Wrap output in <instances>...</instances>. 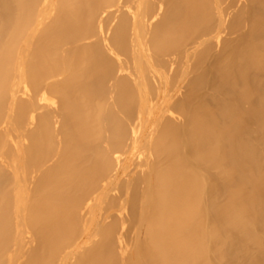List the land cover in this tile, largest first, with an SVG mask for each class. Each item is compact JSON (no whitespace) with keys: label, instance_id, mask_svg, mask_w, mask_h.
I'll return each instance as SVG.
<instances>
[{"label":"bare ground","instance_id":"obj_1","mask_svg":"<svg viewBox=\"0 0 264 264\" xmlns=\"http://www.w3.org/2000/svg\"><path fill=\"white\" fill-rule=\"evenodd\" d=\"M124 1L0 0V264H264V0Z\"/></svg>","mask_w":264,"mask_h":264},{"label":"rangeland","instance_id":"obj_2","mask_svg":"<svg viewBox=\"0 0 264 264\" xmlns=\"http://www.w3.org/2000/svg\"><path fill=\"white\" fill-rule=\"evenodd\" d=\"M124 2H127V0H125ZM129 5H130V4L127 5V3H126V8L129 7ZM94 6H95V5H94ZM126 8L124 7L123 9L125 10ZM125 11H126V12L128 11V12H127V14H128V13H129V8L126 9ZM125 11H124V12L122 11V12L125 14ZM120 14H121V16L119 15V18H118V19H117V18H111V23H109V22H110V20H109V21H108V25L111 26V28H113V30H112V35H113V33L115 32L114 30H116V31L118 32V30L121 29L117 34H116V33H115V34H116V37H117V39H118L119 42H121V41L124 40V39H125V41H122V42H121L122 45L117 44L118 47L123 46L122 49L118 48L117 51L120 52V53L123 54V55L127 54V56H128V54H129L128 47H129V49H130V46H128V45H130V44H128L129 41H127V40H129V39H126V37L129 36V31H128V28H127V27H125V26H123V25L120 24V18L122 17L121 19H124L125 16H126V14L124 15V17H123V15H122V13H120ZM113 24H114L115 26H112ZM120 25H121V26H120ZM116 26H117V28H115ZM124 28H126V29L124 30ZM124 31H125V33H124ZM93 32H95V31H93ZM120 32H121V33H120ZM122 32H123L124 34H122ZM119 33H120L121 35H120ZM120 38H121V39H120ZM128 38H129V37H128ZM123 44H124V45H123ZM124 49H125L126 52L124 51ZM127 52H128V53H127ZM103 58H106V57L104 56ZM108 59H109V61L111 60L110 58H106V61H107ZM102 60H103V59H102ZM104 60H105V59H104ZM109 61H107V63L105 62L104 64H103V61H101L103 65L101 64V62L98 63V72H99V68H100V69H102V70H101V73H100L99 76H97V75H98V74H97V75L93 78V79H95V80L92 79V81H91L92 86H94V87L96 86V87H95V90H96V88H97V94H98V95H96V96H98L97 98H99V99H100L101 96L107 91V90H106L107 88H105V87H106V84H107V86H108L109 81H110L111 78H113V76H114V75H113L114 71L116 72V70H117V64H116L115 62L113 63V60H112V62H109ZM100 64H101V65H100ZM106 65H107V66H106ZM109 65H110L111 67H110ZM105 67H106V68H105ZM104 68L107 69V70H105ZM111 68H112V69H111ZM103 69H104V70H103ZM110 69H111V70H110ZM112 70H113V71H112ZM103 71H104V72H103ZM107 71H108V72H109V71H110V72L112 71V72H111V73L109 72V74H108ZM105 73H107V74H106L107 79L104 80L103 77H104V74H105ZM114 74H115V73H114ZM101 75H103V76H102V79H103L104 81H101V82L99 83L98 80H99V77H101ZM106 76H105V78H106ZM108 76H109L110 78H109ZM96 79H97V80H96ZM102 79H101V80H102ZM106 80H107V81H106ZM105 81L108 82V83H105V84H104L103 82H105ZM101 83H102V85H101ZM93 84H94V85H93ZM103 84H104V88H103ZM101 86H102V87H101ZM103 90H104V91H103ZM102 92H103V93H102ZM123 97H125V96H122V98L120 97V98L122 99L123 103H124L125 105L128 104V105H129V108H130V106H131L132 104H129V102L127 103V101H128V100H127V97H125V98H123ZM125 99H126V100H125ZM100 100H102V99H100ZM126 106H127V105H126Z\"/></svg>","mask_w":264,"mask_h":264}]
</instances>
